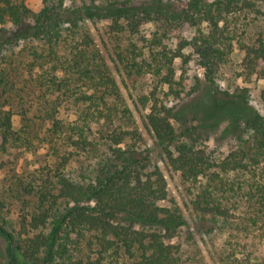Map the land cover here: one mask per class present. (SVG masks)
<instances>
[{
    "label": "trees",
    "instance_id": "16d2710c",
    "mask_svg": "<svg viewBox=\"0 0 264 264\" xmlns=\"http://www.w3.org/2000/svg\"><path fill=\"white\" fill-rule=\"evenodd\" d=\"M235 52L236 79H264V0H0L8 264H264V87L258 111L218 88Z\"/></svg>",
    "mask_w": 264,
    "mask_h": 264
},
{
    "label": "rangeland",
    "instance_id": "374dc122",
    "mask_svg": "<svg viewBox=\"0 0 264 264\" xmlns=\"http://www.w3.org/2000/svg\"><path fill=\"white\" fill-rule=\"evenodd\" d=\"M75 3H80L82 0H73ZM34 4V1H33ZM91 33L95 39V42L99 49L102 51L103 55L106 57L107 63L113 72L114 76L118 79L119 73L114 65V63L109 59L106 50H104L103 47V36H104V26L102 24H91L90 27ZM194 30L190 29L188 27L184 28L182 31V34L188 38L192 39L194 36ZM242 55L238 52H235L230 57V62L227 65V67L223 68L221 70V73L218 77L217 86L218 88L223 91L227 92L229 94H233L238 89H247L248 92V101L249 105L255 110H259V103L256 99V92L264 87V79L253 77L251 84L247 85L241 82V80L236 79L235 73L240 72V62H241ZM202 71L198 68L194 63H191L189 67L187 68V74L188 76L198 75L202 77ZM120 79V78H119ZM127 98H129L128 93L124 91ZM129 102H131L129 100ZM132 106V105H131ZM133 107V106H132ZM134 109V107H133ZM143 112H135V117L137 119V124L139 126V130L142 133L144 139L146 140L147 144L151 146V148H154V142L153 138L150 135V133L147 131V128L145 126L144 118L142 116ZM18 119H14V127H18ZM224 126L220 129V131H217L216 134L212 135L206 142H203V146H205L210 152H222L226 151L228 148H230L232 145L235 144V142L232 139H226L223 141H217V138H219L221 131L223 130ZM156 159L158 162V165L160 167V170L162 174L165 176L169 190L171 192V195L175 198V200L179 203V205L182 207L185 215V193H184V186L181 183L180 178L171 170L168 163L161 159L157 152H155ZM5 175L0 172V185H3V179ZM0 264H8V257L6 255V248L4 242L0 239Z\"/></svg>",
    "mask_w": 264,
    "mask_h": 264
}]
</instances>
